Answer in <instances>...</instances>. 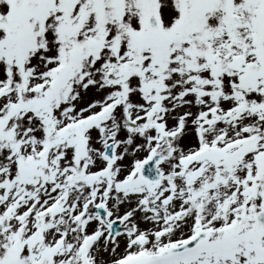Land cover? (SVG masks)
Returning a JSON list of instances; mask_svg holds the SVG:
<instances>
[{
    "label": "snow or ice",
    "instance_id": "snow-or-ice-1",
    "mask_svg": "<svg viewBox=\"0 0 264 264\" xmlns=\"http://www.w3.org/2000/svg\"><path fill=\"white\" fill-rule=\"evenodd\" d=\"M0 264H264V0H0Z\"/></svg>",
    "mask_w": 264,
    "mask_h": 264
}]
</instances>
